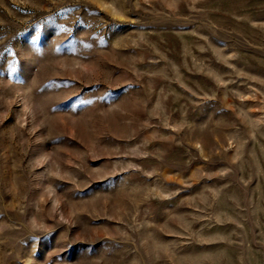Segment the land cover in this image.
I'll return each mask as SVG.
<instances>
[{
    "label": "rangeland",
    "instance_id": "374dc122",
    "mask_svg": "<svg viewBox=\"0 0 264 264\" xmlns=\"http://www.w3.org/2000/svg\"><path fill=\"white\" fill-rule=\"evenodd\" d=\"M0 264H264V0H0Z\"/></svg>",
    "mask_w": 264,
    "mask_h": 264
}]
</instances>
